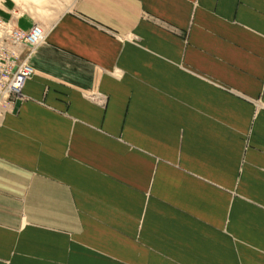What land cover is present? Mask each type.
I'll use <instances>...</instances> for the list:
<instances>
[{
	"label": "crops",
	"instance_id": "1",
	"mask_svg": "<svg viewBox=\"0 0 264 264\" xmlns=\"http://www.w3.org/2000/svg\"><path fill=\"white\" fill-rule=\"evenodd\" d=\"M46 35L0 264H264V0H74Z\"/></svg>",
	"mask_w": 264,
	"mask_h": 264
},
{
	"label": "built area",
	"instance_id": "2",
	"mask_svg": "<svg viewBox=\"0 0 264 264\" xmlns=\"http://www.w3.org/2000/svg\"><path fill=\"white\" fill-rule=\"evenodd\" d=\"M15 15L9 20L0 17V120L24 99L26 84L36 74L32 60L46 39L37 25L21 29Z\"/></svg>",
	"mask_w": 264,
	"mask_h": 264
},
{
	"label": "rangeland",
	"instance_id": "3",
	"mask_svg": "<svg viewBox=\"0 0 264 264\" xmlns=\"http://www.w3.org/2000/svg\"><path fill=\"white\" fill-rule=\"evenodd\" d=\"M73 1L74 0H0V13L4 12V10L9 11L17 9L18 15H30L34 23L39 25L46 35L50 26L72 6Z\"/></svg>",
	"mask_w": 264,
	"mask_h": 264
},
{
	"label": "bare ground",
	"instance_id": "4",
	"mask_svg": "<svg viewBox=\"0 0 264 264\" xmlns=\"http://www.w3.org/2000/svg\"><path fill=\"white\" fill-rule=\"evenodd\" d=\"M18 18V16H16ZM4 19V18H3ZM19 19V18H18ZM6 20H9V19H6ZM40 28V27H39Z\"/></svg>",
	"mask_w": 264,
	"mask_h": 264
}]
</instances>
